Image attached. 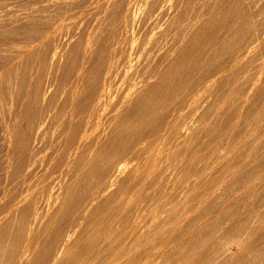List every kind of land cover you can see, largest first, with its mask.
I'll list each match as a JSON object with an SVG mask.
<instances>
[{
  "label": "rangeland",
  "instance_id": "rangeland-1",
  "mask_svg": "<svg viewBox=\"0 0 264 264\" xmlns=\"http://www.w3.org/2000/svg\"><path fill=\"white\" fill-rule=\"evenodd\" d=\"M200 42H204L207 47L199 49ZM156 45L164 47V58H174L170 61L171 65H167L168 68L178 64L177 61L182 58L188 59L182 65L184 70L194 59L203 56L201 61H204H197L199 63L197 65L196 62V68L192 72L182 70L181 66V70L178 69L182 73L177 68L174 69L176 72L173 74L171 86L166 87L169 93L166 94V90V93L161 92L167 97L163 96L162 100L166 104H158V115L160 118L170 115L174 126L168 139L161 143L162 150L157 155V163L148 176L147 185L135 193L126 214L139 217L143 224L147 223L153 228L155 222L169 217L170 212L177 207L176 210L182 213L184 220L183 228L179 230V241L184 243V247H188L193 241V238L190 239L192 233L184 229L190 223L193 226L198 225L193 230V234L196 233L194 241L203 240L207 230V236L225 239L238 232L237 228L231 227V217H250L253 221L264 217V0H0V189H18L19 180L26 168L25 156L28 155V147L25 155L7 162L9 129L14 123V126H19L20 121L33 124L36 120L31 128L33 130L39 124L38 119H44L46 112L56 111L59 115L81 68L89 70L86 73L88 77L85 89L91 95L94 94L102 85L110 59L116 52L114 60L117 65L119 62L120 64L115 65L113 69L117 70L111 73L112 94L110 92L107 99L110 112L103 138L107 140L120 120L115 113L122 109L119 111L126 114L130 103H133L129 102L125 106L127 109L120 107L124 93L131 87L129 84L132 85L134 80L140 82L149 70L156 67L159 58ZM121 46L124 49L121 50ZM88 53L90 57L87 58ZM126 53L130 55L128 59L124 57L127 56ZM24 54L29 56L25 57ZM121 58L132 63L125 65L123 62L127 60ZM53 59H56L55 66ZM83 59L84 62L93 59L92 65L88 62L85 64ZM102 65L103 69L100 68ZM133 65H136L137 70L134 73L131 69ZM76 68L78 69L75 70ZM118 68L121 72H118ZM115 72L118 74L114 75ZM100 73L102 77L99 76ZM33 84L35 85L32 87ZM145 88L147 87L141 89L143 93L150 89ZM39 89H43V92ZM140 91L138 95L141 94ZM153 91L154 89L151 93L153 96L158 94ZM192 91L197 92L195 99L190 98ZM86 99L88 101L87 97ZM86 99L81 98V101ZM27 105L29 106L26 107ZM30 109L32 112L35 110L36 115H32ZM133 116L135 115H131L129 119L136 121L137 117ZM32 117L34 119L30 122ZM54 122L55 120L42 126L44 138L37 140L34 145L44 146L49 140L47 145L53 144L54 148L57 147L54 140L57 120ZM51 126H54L53 129ZM132 131L133 128L128 131L129 134ZM145 131L148 132L149 127ZM52 133L53 138L50 139ZM145 133L140 135L145 136ZM68 135L62 139L72 141L73 137ZM141 136L134 137L133 134L132 139L130 135L127 136L128 141L130 140L127 142V145L130 144L128 147L131 148L133 142ZM143 155L134 163L141 167L140 177L145 174L143 168L148 167V160ZM102 158L104 162L108 159ZM98 169L94 170L96 174ZM96 174L93 172V176ZM200 192L207 197L210 205L207 210L199 206L196 207L198 210H193L188 205L189 201L194 200L193 204L197 206L195 194ZM158 193L160 197L161 193H165V199L158 197ZM8 197L7 195L5 199H0V217H5L3 206H6ZM206 212H209L207 216ZM200 215L207 217V225L198 221ZM61 224L58 221L56 226ZM260 224L263 225L264 222L261 221ZM200 226L204 228L201 229ZM27 239L25 234L18 248L20 252L25 248ZM261 245L259 248L264 250V243ZM173 246H168L165 251L167 253H164L170 263L178 258L174 251L178 246L176 249ZM239 249L241 251L243 245H232L230 250L239 253ZM163 250L165 249L158 245L154 246L152 257L144 260V264H163L166 261H163ZM30 258L28 255L27 261ZM176 261L173 264L182 262L181 259Z\"/></svg>",
  "mask_w": 264,
  "mask_h": 264
},
{
  "label": "bare ground",
  "instance_id": "bare-ground-1",
  "mask_svg": "<svg viewBox=\"0 0 264 264\" xmlns=\"http://www.w3.org/2000/svg\"><path fill=\"white\" fill-rule=\"evenodd\" d=\"M209 37H211V35H209ZM201 39L203 41V37ZM197 42L198 41H196V43ZM204 42L202 44L200 42L201 45H199V49L201 48V50H203L207 47ZM127 45L126 48H128ZM122 46L125 47L124 45ZM130 46L133 48V45ZM156 46L159 51V58L156 63V67H153V69L149 70L146 74V77L141 79L140 82L138 80V82L134 80L133 84L131 82L132 85L129 84V87H131L127 91L125 90L126 93H124L125 95L122 99L120 107L126 108L125 106L127 104L129 105V102L133 101V103L132 105L130 103L129 109L126 113L127 115L125 112L122 114L119 111L122 109H119L115 113L117 114L116 118L120 120L118 121L116 127L108 135L107 140H104L103 138L107 131L106 122L110 112V109L107 108L110 106H107L109 104L107 103L109 102L107 99L112 87L111 73H113L114 66L117 65V61L114 60L116 52L114 53V56L111 57L113 60L110 59L102 85L96 89L95 93L92 91L94 94L91 95L85 89L86 78L88 77L86 73H89V70L86 71L84 68H81L79 72L77 71L78 73L76 72V83L75 85L73 84L74 87L71 88L72 90L69 91L65 102H63L64 107H62V112L59 110L61 112L59 115L56 113V111L55 113H52L51 111L46 112L44 119H38L39 124L36 122L37 126H35L33 130H31V128L36 120L33 122V124H29V122L22 123V121H20L21 124L19 123V126L18 124L17 126H14V123L9 129L10 140L8 143L9 149L7 154V162L9 163L11 160L18 159L25 155L27 153V151H25L27 147L29 148V152L28 155L25 156L26 168L23 176L19 180L18 184H20V186L18 189L14 190V187L12 189H0V199H5L7 195L9 196L7 198L6 206H3V208L5 207V209H3L5 217H0V264H6L7 262L8 264H144V260H149L152 257V249L154 246L158 245L162 249H165L163 250L164 254L165 251H167L166 249L168 246L171 247L173 244H176L174 245L175 249L176 246H178V251L177 249L174 250L177 252L178 258L174 259H181L182 262H179V264H264V250L259 248L262 246L261 243H264V224L259 225V222H264V217H260L255 221L251 220L250 217H231V227L237 228L238 232L236 231L237 234L235 236H232L231 234L232 237L225 239L217 237L214 238L210 235L207 236V230L203 240L196 241L195 239L194 241V235L196 233L193 234V230L198 225L196 224L197 226H193L191 223V225H187L186 223L184 225L187 226H185L184 229H187L188 232L192 233V235H190V239L193 238V241L188 247H184V243L179 241L181 238L179 230L183 228L182 226L184 220L182 213L176 210L177 207L170 212L169 217H164L157 221V223L155 222L153 228L149 227L151 225H148L147 223L143 224L139 217H130L126 214V211L131 204L135 193H137V191H141V189L147 185L148 176L154 170L158 159L157 155L162 150L161 143L165 139H168L170 131L174 126V121L170 118V115H167L166 117L164 116L165 118H160L158 115L157 110L159 109L157 106L163 103V96H165L161 92H164L167 86H171L173 74L176 72L174 69L177 68L178 71L187 59L182 58L180 61L178 60V64L176 62H172L174 64L176 63L177 65L175 64L174 66H170L168 68L167 65H169L171 59L174 58H164L162 55L164 47H158V45ZM123 47L121 50L124 49ZM120 48L118 49L120 50ZM196 49L198 50V48ZM129 52L130 51H128V53ZM128 53H126L127 56H124L126 54L122 56L125 58L128 56L130 57ZM112 54L113 52L111 55ZM116 55L118 56V54ZM28 56L25 55V57ZM87 56H89V53L86 55V57ZM92 56H94V54ZM195 57H197V55H195ZM188 58L190 59V56ZM202 58L204 57L202 56ZM202 58H198L196 60L194 59L193 62L191 59L190 61L192 63H188L187 68H185L186 70H184L182 67V70L186 72H192L196 62L201 61ZM96 59L97 58L95 57V60ZM130 59H132V57ZM53 60V65L55 66L56 59ZM88 60L89 59H87V62ZM92 60L93 59H91V61ZM91 61L88 63L91 64ZM206 61L207 60H205V62ZM87 62L84 63L86 64ZM128 62L131 61L127 60L123 63L127 65ZM198 63L199 62H197V65ZM119 64L120 62L118 65ZM82 66H84V64ZM18 67L19 66H17V68ZM100 68L103 69V65L102 67L100 66ZM119 68L122 69L124 67ZM135 68L136 65L131 68L133 69V73L137 71ZM166 68L167 70H165ZM10 69L12 71V67ZM92 69H94V66ZM13 70L15 69L13 68ZM115 70H117V68H115ZM123 70L126 74L125 69ZM39 71L41 70L39 69ZM118 72H121V70ZM118 72H115L114 75H116V73L118 74ZM130 72L132 73V71H129V73ZM101 74L102 73H100L99 76H101ZM50 75L51 72L49 76ZM122 79L123 78H121V80ZM116 81L118 80L116 79ZM4 82L5 81H3V83ZM11 83L13 84L12 81ZM4 84L8 83L5 82ZM34 85L35 84H33L32 87ZM143 86L147 88L150 87V89L148 88L149 90H145L146 92L143 93V90H141L144 88ZM22 88L23 87L21 86V89ZM47 89L44 90L48 91ZM151 89H154L153 92L158 94L153 96L151 94ZM8 90H10V88ZM40 91L43 92V89ZM139 91L141 92L140 95H138ZM166 92L164 93H169L167 90ZM159 94H162V96H159ZM31 95H33L32 92ZM64 96H62V98H64ZM86 97L88 98V101ZM191 97L192 99H195L197 97V92L192 91L190 93V98ZM32 98H34V96H32ZM81 98H85L86 100L82 102ZM28 104H30V101ZM36 104L37 103H35V105ZM31 105L32 100L30 106ZM28 106L29 105L26 107ZM167 108L168 107H166V109ZM27 109L25 108V110ZM30 111L32 112L31 109ZM34 111L32 112V115ZM165 112L166 111H164V114ZM32 115L30 114V116ZM131 115H135L137 117L136 121L135 119L133 121L129 119ZM135 116L133 117L135 118ZM33 119L34 117H32L30 122ZM52 119L55 120V122L57 120V128L55 126L57 133L55 129L56 135H54V140H56L55 145L57 147L54 148L52 146L53 144L47 145L49 140L44 146L34 145L37 140L44 138L45 132H42L41 128L45 123H50V121L53 122ZM148 127L149 131L147 132L145 129ZM131 128H133V131L129 134L128 131L131 130ZM140 133H145V136H141ZM64 134L71 135L73 140L70 141L68 139H62L63 136L65 137ZM128 134L130 135L131 139L133 134L134 137L137 135L141 136V138L135 143L133 142L134 145L131 144L133 145L131 148L128 147L130 144L127 145V142H130V140L128 141ZM51 137L53 138V133L51 136H49L50 139ZM143 154H145V157L148 160V165L146 164L148 167L146 168L147 170L143 168L145 174L143 172L144 175H141L143 177H140V173L142 172L141 167L134 163ZM102 157H108V159L106 158L105 160V162H107L106 164ZM22 159L24 160V158ZM19 161L21 162V160ZM98 167H101L102 169L99 170L100 168L98 169ZM96 168L99 170L97 174L95 172L97 171ZM93 172L96 175L93 176ZM201 193L202 192L198 193V195L195 194L197 206L196 204H193L194 200L193 202H188V205L191 206L193 210L198 206L203 207L204 210L210 208V205L206 199L207 197ZM160 195L163 198L165 193H161ZM248 195L249 194H247V196ZM108 196L109 199H107ZM158 197H160L159 193ZM189 208L190 207H188V209ZM208 213L206 212V216ZM61 215H64L65 217H59ZM198 218L200 223L203 222V225H207V217H204V215L201 217L200 215ZM209 218L211 220V217ZM210 220L208 219V222ZM58 221H61L62 224L56 226ZM215 225L213 226L215 227ZM25 234L28 236V239L25 248L20 252L18 248ZM226 235H228V232ZM186 238H184L185 241ZM187 242H189V240ZM235 244L239 246L243 245V249L241 251L239 249V253H233L230 250L232 245ZM139 250L141 251L138 253ZM165 254L162 256L164 257ZM28 255L31 256L29 261L26 259ZM5 260H7V262ZM163 261H165L163 264H173L175 262L173 261V263H170L165 257Z\"/></svg>",
  "mask_w": 264,
  "mask_h": 264
}]
</instances>
